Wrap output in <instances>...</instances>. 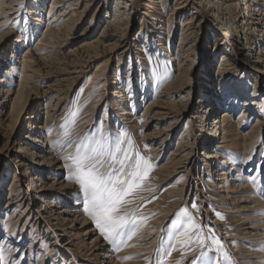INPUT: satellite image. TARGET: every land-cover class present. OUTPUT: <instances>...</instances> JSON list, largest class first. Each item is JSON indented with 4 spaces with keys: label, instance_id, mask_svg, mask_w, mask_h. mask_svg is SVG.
Masks as SVG:
<instances>
[{
    "label": "rangeland",
    "instance_id": "obj_1",
    "mask_svg": "<svg viewBox=\"0 0 264 264\" xmlns=\"http://www.w3.org/2000/svg\"><path fill=\"white\" fill-rule=\"evenodd\" d=\"M126 1L133 8L124 14L115 12V0H98L85 12L81 3V16L70 32H65V23L54 26L66 25L54 35L53 49L46 42L41 45L46 27L59 13L50 11L53 0H19V12L7 23L0 22V77L7 78L6 88L19 91L6 73H12L10 67L18 66L22 56L33 59L30 71L39 76L20 100L13 101L16 109L7 103L0 107V249L5 257L0 264H77L78 255L54 244L57 227L44 218L50 210L66 219L67 226L73 224L63 240L78 237L75 241L81 246L80 241L89 238L87 245L91 239L105 245L111 260L91 258L94 248L81 247L92 253L91 264H190L194 258L197 264H264V238L242 236L250 227L264 235V214L256 209L264 204V74L253 68L250 58L240 56L242 41L233 43L229 36L218 41L216 22L196 0ZM73 68L83 73L66 74ZM97 73L104 75L100 82L94 81ZM48 86L59 90L52 105L62 98L64 102L43 136L55 159L43 170L32 167L34 157L26 149L35 127L50 114L52 99L44 97ZM204 99L208 104H199ZM154 101L166 102L171 118L150 120L153 114L144 111ZM225 104L229 108L223 112L234 120L233 133L240 134L228 137L229 147L208 168L204 155L217 151L222 140L220 134H200L199 126L213 119L220 122L218 113ZM210 105L211 113L200 112ZM165 128L167 132H162ZM163 133L167 137L161 143ZM101 134L109 146L121 140L129 162L139 153L152 165L136 182L139 186L124 197L119 215H126L127 223L115 238L106 237L92 219L91 206L72 178L75 169L68 159L78 145H90ZM246 134L250 137L245 146L235 147ZM38 145L31 149L41 156L46 148ZM177 147H181L179 156L187 157L189 170L174 175L166 166ZM219 169L227 173L226 182H217ZM53 182L69 188L29 198L34 184L46 189ZM232 185H247L254 193L224 192ZM182 186L185 193L178 199ZM189 188L192 192L187 194ZM11 201L16 204L9 208ZM176 201L179 205L173 210ZM182 208L187 215L180 212ZM60 209L65 212L58 214ZM76 215L86 224L69 222ZM88 229L91 237L82 236ZM157 230L158 236L146 238ZM204 237L218 239L222 248L218 250L211 239L204 245L196 243ZM134 241L138 242L132 248L137 249L123 254Z\"/></svg>",
    "mask_w": 264,
    "mask_h": 264
},
{
    "label": "bare ground",
    "instance_id": "obj_2",
    "mask_svg": "<svg viewBox=\"0 0 264 264\" xmlns=\"http://www.w3.org/2000/svg\"><path fill=\"white\" fill-rule=\"evenodd\" d=\"M196 2L198 3V5H202L203 8L208 11V14L210 16V18H212V20L214 22H216V38H218V41H223L224 38H226L225 36H229L228 41H231L233 43H239V42H243L242 46L240 47L239 51H240V56L243 59H251V63L253 65V68L255 70H257L260 74H264V0H196ZM83 3L84 4V12L85 10H88L89 8H91L92 6L98 4V0H53V3L50 7V11H58V15L57 17L50 22V27H46V31H47V35L44 36V38L42 39L41 45L43 43L46 42V45L48 48H54V44H55V34L58 33L60 30H63L65 27V32H70L72 26L75 24V22H77L79 20V17L81 16L82 10L79 11V6L80 4ZM115 12L117 13H121L124 14L125 12L131 10L133 7L131 4H129L128 1L126 0H115ZM123 10V11H122ZM19 12V0H0V22H2V24L7 23V20H9L11 18V16L16 15ZM96 13V12H95ZM84 15V13H83ZM82 15V16H83ZM115 20L117 18V14L114 16ZM112 20V21H115ZM59 21L57 24H53L52 22H56ZM63 24L65 23L66 25H64L61 28L58 29H54V26L59 25V24ZM2 24H0L2 26ZM105 29H107V26L105 27ZM10 33V32H9ZM111 36H113V34H110ZM103 38L107 39L109 37H105L104 35H102ZM252 37V38H250ZM36 48H40L39 46H36ZM44 49H46L45 47H43ZM24 50V49H23ZM31 50V49H30ZM40 51V49H39ZM31 53L30 51L28 52V54ZM40 53V52H39ZM38 54V53H37ZM30 56H22L20 59H18V66L17 65H13L10 68L12 73H6V75L10 76L12 78V81L14 82V87L16 89H18L19 91H12V90H8L6 88V85L4 83H6L7 81L4 78L5 75L2 77H0V107L3 106L4 104L7 103V106L9 105V107L12 106L15 107V109L17 108L15 104H13V101L20 100L23 96L24 90L27 89L28 84L33 83V80L36 76V78H39V76L33 72L30 71V68L33 65V59H29ZM35 57V56H33ZM36 61V59H34ZM77 68H73L71 73H66V74H76V73H80L82 74L83 71H76ZM6 72V71H4ZM30 73V74H28ZM80 74H78V76L76 78H80ZM220 76V75H219ZM15 78V79H13ZM104 79V75L101 73H97L95 80L96 82H100ZM35 81V80H34ZM39 82V81H38ZM54 93V95H53ZM59 93V90H56L54 88H52V86H48L47 90L45 91V95L44 97L52 99L49 102V105L51 108V111L48 119L46 122H39V126H36L35 128L37 129V131L34 133V135L29 136L30 143H28V148L26 149L27 152L30 154V157H34L32 158V161L30 164H32V167H40V168H44L47 166H50L51 164H53L54 160L52 159L53 153L46 148L45 140L43 139V136H45L46 134V127L53 121L54 118V114L61 109V105L63 101V98L61 100H59L54 106L52 105L53 99L56 98L57 94ZM224 96V95H223ZM45 99V98H44ZM225 101L228 102V98L225 99ZM199 104L202 105H206L207 103V99H204V101H199ZM226 102V103H227ZM246 102V101H245ZM17 103V102H16ZM14 106H13V105ZM20 104V103H19ZM166 104V102L164 101H160V102H151L149 103L146 108H145V113L148 114H153L152 118L150 120H154L155 116L160 117V119L162 118H166L169 119L171 118V110H170V106ZM246 107V105H244ZM231 107V105H230ZM207 108V107H206ZM203 108L202 111H200L203 114H209L212 112V110L214 109V107L212 105H210L207 109ZM224 109L222 111H220L218 114V119L220 120V122H215L216 120L213 119L211 121L208 122H202L203 124H201L199 126V133H207V132H211V135H219L220 134V140L219 141L222 145L220 146H216V148L218 147L217 151H212L209 154H205L204 155V164L208 166V168H210L211 166L215 165L216 159L218 158V156H220L221 154V150L229 147L228 146V137H231V135H237V133H233V117L231 115H229L228 113L225 114L223 111L226 108H229V106L227 104H225V106L223 107ZM207 110V111H206ZM25 111V110H24ZM206 111V112H204ZM215 111V110H214ZM213 111V112H214ZM259 114V113H258ZM258 114H255L256 117H259ZM246 115V114H245ZM130 116H133L132 114ZM202 117V116H201ZM199 117V118H201ZM202 120L203 117L201 118ZM133 119H130V122ZM45 121V120H44ZM92 122V121H91ZM88 124V123H87ZM86 125V124H85ZM238 131V130H237ZM162 132H167V129H163ZM33 134V133H32ZM240 134V132H239ZM238 134V135H239ZM36 135V136H35ZM210 135V136H211ZM224 136L225 138H221V136ZM233 135V137H234ZM237 135V136H238ZM159 137H163V140L161 141L164 142L166 139V134H160ZM249 134H246V136L244 137H239V141L234 143L235 147H239L242 144H244L245 146V142L247 141V139L249 138ZM237 139V138H236ZM47 140V139H46ZM48 141V140H47ZM236 141V140H235ZM39 144L40 146L44 145V148H46L43 155L38 156L36 153L33 152V150L31 148H35V144ZM227 144V145H226ZM233 144V143H232ZM38 145V146H39ZM231 146V145H230ZM233 146V145H232ZM36 148L39 149V147L36 146ZM181 147H177L176 152L171 153L172 157H170L168 160L169 162L167 163L168 165L166 166V168L171 169L173 171L174 175H179V174H183L185 172H187L189 169V165L187 162V157L185 156V154H182L179 156V152H181L180 150ZM242 148V147H241ZM230 149V148H229ZM41 150V149H39ZM158 150L157 147L154 149ZM245 150V149H244ZM174 158H178L177 160ZM221 158V157H219ZM29 159V158H28ZM31 160V159H29ZM228 162H226L227 164ZM228 165H230V162L228 163ZM39 169V168H38ZM218 178L216 179L217 182L219 181H225L226 180V176L227 173H225L224 171H221L220 169L218 170ZM50 173V172H49ZM51 175V174H50ZM37 180H39L38 178H35ZM226 182V181H225ZM46 189L44 188H39L36 187L35 184L32 186L31 191H30V197L29 198H37L39 196L42 195L43 191H61L63 190V192L65 191L68 185L66 183H56L53 182L51 184L46 185ZM216 186L218 188H220L221 186L219 185V183L216 184ZM234 187V188H233ZM196 191V189H195ZM244 192V193H248L251 192L252 190L247 187V185H241V186H231V187H226V190L224 192L229 193V192ZM192 192V189H188L187 190V194H190ZM184 190H183V186L181 189L178 190V199H182L184 196ZM203 193V192H202ZM254 192H251V194H253ZM46 196L48 197H52L53 194H49L47 193ZM254 197V196H253ZM225 198V197H224ZM248 199V198H247ZM250 199V198H249ZM254 199V198H253ZM252 199V201H253ZM242 200V199H240ZM256 200V199H255ZM254 200V201H255ZM248 201V200H247ZM259 201V199H258ZM16 201H11L9 203H7V207L12 208L14 206V204ZM241 202H245V201H241ZM253 203V202H252ZM259 203V202H257ZM256 204V202H255ZM49 205L48 204L46 206L47 209H49ZM179 205V201H176V203H174V206L172 207L173 210L176 209L175 206ZM260 206V208H259ZM255 207V206H254ZM257 210H259V212H262L264 214V204L263 203H259L258 204V208H256ZM255 210V208H254ZM223 212H228L225 210H222ZM65 210L60 209V212L58 214L64 213ZM165 212H169V211H165ZM48 214V216L46 215L44 218H46L48 221H54L55 222V226L57 228H55L58 233L56 234V238H54V244L56 243L58 246L62 245V248H64V250H66V252L71 253L72 255H78V258L76 259V263L77 264H91L92 261V257L93 258H97V256L100 258H106L108 260H111V256L107 255V252H109L107 249H105V245H99L97 239L90 240V244L91 248H94V253L93 255H91V258H89V254L88 250L85 251V249H82L81 247H88L89 245L87 240L88 239H83L80 241V243L82 244L81 246H78V244L76 243V239H78V237H69L68 240H63V238L67 237L70 235L71 231H73V224L71 226H67V220L64 218H61L59 216H56L53 214V211L50 210L48 212H46ZM261 213V214H262ZM260 214V213H259ZM75 220L73 221H69L72 223H77V222H81V217H77L74 216ZM162 219H164V217H162ZM84 221V220H83ZM82 221V222H83ZM17 222V221H16ZM15 222V223H16ZM84 224L85 221H84ZM221 224V223H220ZM219 225V224H218ZM251 229H249L248 232H244L242 233V236L244 237L245 240H254L256 239V236H259L258 239L262 240L264 238V235L261 234V232H259L260 234H257L255 232H253V230H255L253 227H250ZM159 231L157 230L156 232H154L151 236H146V238H152V237H156L158 236ZM92 235V230L88 229V230H84L82 231V236H88L91 237ZM241 236V237H242ZM158 238V237H157ZM145 239V238H144ZM226 240L231 239V237H225ZM154 242L152 243L153 246L155 244L156 240H153ZM62 242V243H61ZM138 241H134L131 244H129L128 247L130 248H126V250L123 252V254H126V252H133L131 250H135L137 248H132L133 246H135V243H137ZM251 242V241H249ZM149 246V245H148ZM106 250V251H105ZM85 251V252H84ZM247 252L251 253L250 250H248ZM103 253V254H101ZM237 255V254H236ZM119 256V255H118ZM237 258L240 259V257L237 256ZM74 260V259H73ZM109 264H115V262H111Z\"/></svg>",
    "mask_w": 264,
    "mask_h": 264
},
{
    "label": "snow or ice",
    "instance_id": "obj_3",
    "mask_svg": "<svg viewBox=\"0 0 264 264\" xmlns=\"http://www.w3.org/2000/svg\"><path fill=\"white\" fill-rule=\"evenodd\" d=\"M136 156L135 161L129 162L127 151L121 147V140L117 139L109 146L101 134L90 145L82 142L77 146L76 154L68 157L72 161L71 167L75 169L72 178L83 189L87 203L91 206L90 215L106 237L115 238L122 234L127 223V216L119 215L121 205L126 202L124 197L139 186L136 182L152 167L139 153ZM180 212L187 215L183 208ZM207 239L211 238H198L196 243L204 245ZM211 243L218 250L222 248L218 239H211ZM201 255H204L203 251ZM4 258V251L0 249V261ZM190 264H197V259L194 258Z\"/></svg>",
    "mask_w": 264,
    "mask_h": 264
}]
</instances>
